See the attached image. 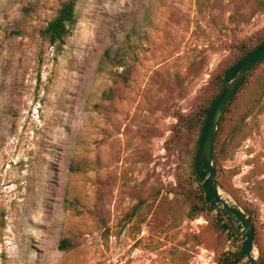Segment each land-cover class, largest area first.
Segmentation results:
<instances>
[{
  "label": "rangeland",
  "instance_id": "obj_1",
  "mask_svg": "<svg viewBox=\"0 0 264 264\" xmlns=\"http://www.w3.org/2000/svg\"><path fill=\"white\" fill-rule=\"evenodd\" d=\"M63 1L0 0V264H220L213 216L189 218L178 194L188 174L169 140L237 44L264 32V10L256 0H78L57 50L41 29ZM226 134L221 172L264 249V66ZM241 240L240 229L224 251Z\"/></svg>",
  "mask_w": 264,
  "mask_h": 264
},
{
  "label": "trees",
  "instance_id": "obj_2",
  "mask_svg": "<svg viewBox=\"0 0 264 264\" xmlns=\"http://www.w3.org/2000/svg\"><path fill=\"white\" fill-rule=\"evenodd\" d=\"M77 6L78 0H64L61 3L56 16L44 28L41 29V35L47 39L51 45H54L57 50H60L66 44L67 37L72 34V31L78 21ZM255 10H264V0H256ZM236 16L237 18H241L244 21H247L249 18V16L244 13L237 14ZM263 43L264 32L237 44L232 57L217 70L216 74L212 78L209 88L207 89L206 94L198 108L189 114H184L182 112L177 113L176 117L178 122L174 125L173 135L169 140L170 148H176V150L179 151L181 161L185 169H187L188 174V182H186L187 184L181 186L178 194L184 196L185 201L189 202V209L187 211L189 218H195L201 213H207L213 216V228H215L217 231V244L220 264H238L240 261L238 257L241 253L242 247L240 246L239 250L234 253H226L224 251V246L228 241L227 232L223 227L222 221H219L218 216L214 215L213 212L215 209L205 199V191L202 185V180L197 174L195 168V157L199 147L201 131L208 111L215 99L223 90L224 76L226 71L243 60L255 48ZM262 66H264V58L255 66H253L244 84L234 97L233 101L219 122L214 149V164L216 166V182L218 186L231 192L236 201L243 207L245 211L250 214L255 227V246L260 250V261L261 264H264V249L261 243L260 234L258 233V226L253 210L249 207L248 203L244 202L241 197L235 193L227 177L221 172V163L225 157L227 146L229 145L226 131L227 124L231 118V112L233 111V106L239 98L241 91L249 84L256 72H258ZM240 128L241 127L234 128L233 132H236ZM194 184L197 185L195 186ZM220 213L223 218V222L228 225V229L231 230L233 236L238 239L240 236L239 220L229 211L220 210ZM243 258L245 257H242V259Z\"/></svg>",
  "mask_w": 264,
  "mask_h": 264
},
{
  "label": "water",
  "instance_id": "obj_3",
  "mask_svg": "<svg viewBox=\"0 0 264 264\" xmlns=\"http://www.w3.org/2000/svg\"><path fill=\"white\" fill-rule=\"evenodd\" d=\"M263 58L264 43L259 45L243 60L226 71L223 90L215 99L208 111L201 131L199 147L195 157V168L197 174L202 180V185L205 191V199L217 211L219 221H222L224 229L228 231L227 237L229 241L232 239L233 233L228 229V225L223 222L219 212L220 210L229 211L239 220V227L242 230V250L238 259L240 260L242 257H247L250 264H261L260 258L256 254L255 227L253 220L250 214L245 211L241 205L224 197L220 192L219 186L216 182L214 149L219 122L223 114L244 84L253 66H255Z\"/></svg>",
  "mask_w": 264,
  "mask_h": 264
}]
</instances>
